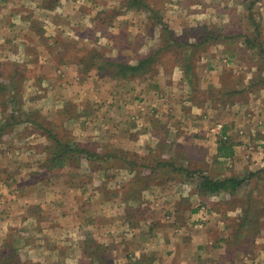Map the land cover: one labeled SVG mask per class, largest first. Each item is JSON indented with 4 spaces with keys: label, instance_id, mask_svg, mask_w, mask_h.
Listing matches in <instances>:
<instances>
[{
    "label": "rangeland",
    "instance_id": "374dc122",
    "mask_svg": "<svg viewBox=\"0 0 264 264\" xmlns=\"http://www.w3.org/2000/svg\"><path fill=\"white\" fill-rule=\"evenodd\" d=\"M38 1L36 5L41 4L39 8H53L54 3L50 0ZM86 1L88 3L82 7L80 4L76 8L73 4L63 5L66 16L63 12L55 14L63 19L61 25H67V29H70V23L81 19L82 13L90 17L76 28L79 32L73 29L79 35L76 38L64 32L57 36L61 49L49 51L51 59L45 50L47 43L41 45L43 50H35L33 46L31 53L17 51V44L24 43L23 40H27L30 47L34 45V40L27 36L23 26L28 22L23 18L33 15L29 1H25L22 7L16 6L24 13L17 24L19 37H12L8 33L13 25L11 19L0 21L5 30V34L0 30L1 37H5L2 54L5 60H0V77L4 79L0 78V82L7 85V89H0V222H5L0 224V264H33L29 257L35 252L29 250H37L38 246L34 226L27 225L22 231L24 228L17 225L23 215L21 209L26 211L25 207L38 202L54 203L59 196L65 202L79 203L83 200H80V195L77 197L75 188L82 182L90 189L95 188L94 191L103 188L102 195L106 197L102 199L96 196L98 199L94 200L96 197L86 196L88 200L93 198L94 202L89 203L83 212L84 227L77 228L78 220L75 218L66 220L67 225H74L73 229L75 227V234L69 238L72 241L69 252L63 249L64 254L74 259L72 264H180L178 259L181 254L187 257L190 264H194L191 263V256L195 257L197 245H203L204 254L211 253L213 248L225 247V242H218L217 246L212 243L205 245L208 242L205 235L212 227L216 240L224 237L221 230L226 229L224 221L227 220L233 224L232 227H236L239 234L237 240H242L241 244L232 245L233 252L253 254L259 249L264 252V222L256 228L250 225L241 229L237 228L241 221L227 219V212L235 210L239 202L244 201L247 189L253 190L256 185L264 188V179L256 182L253 177L245 181L235 190L232 198L222 196L218 204L204 207L200 215L192 218L190 191L197 187L199 179L175 169L201 170L215 179L219 171H226L224 178L239 179H245L250 171H254L250 166L256 163L255 157H260L261 143L258 141L264 140V133L257 128L260 121L264 123V56L260 53L264 47V0H144L149 6L131 10L124 1ZM7 5L1 9L9 17L15 5ZM34 19L38 25L43 24L40 18ZM38 25L29 26L39 31ZM161 25H166V28L163 30ZM100 28L115 36L118 46L120 42L127 44L134 39L144 44L150 43L151 50L158 51L153 68L131 80L113 79L104 72L89 69V61L94 54L100 55L99 62L102 57L125 61L136 55L132 48L123 45L116 54L112 50L115 43L112 39L105 37L99 40L101 36L94 33ZM16 29L14 33H17ZM168 32L174 37L170 38ZM14 33L11 31V34ZM14 59L21 62L12 66ZM35 59L42 62L40 68L38 65L29 67L32 63H39ZM25 61H28L27 65ZM57 61L62 65H58ZM136 61L137 56L129 58V63ZM23 64L26 69L21 70L20 65ZM177 66L181 71V81L172 80L173 69ZM14 72L15 75L9 76ZM36 75L38 78H34ZM41 78L50 81V84H43ZM51 82L53 87L47 91ZM54 99L60 102L58 110H53ZM236 102L233 106L232 103ZM228 104L232 106L227 109L225 106ZM207 105L212 106V112H209ZM61 109L66 110L65 116H61ZM197 110L199 114H196ZM219 125L222 127L219 128ZM215 126L218 132H214V135L219 136L223 130L227 133L226 138L221 137L226 144L221 141L219 145L216 143L218 148L221 144L227 145L225 152L216 150L213 142L210 145L203 143V136L194 132L195 127ZM73 127L76 129L72 130ZM77 127H97L99 136L96 139L91 129L81 138V141H85L82 146L92 153L98 152L99 144L104 146L107 142L112 147H101L100 153L106 152L112 158L110 161L115 160V163L100 164L99 160L93 158V168L101 169L103 175L102 180H96L99 184L95 187L96 176L89 180L83 178L79 169L81 161L79 164L74 162L78 166L71 164L70 160L59 161L49 170V164H45L46 152L41 151V147L44 150L48 146L41 145L44 140L48 141L49 132L64 145L78 144ZM102 127H138L139 130L120 132L111 137L105 129L100 131ZM143 134H147V140L141 137ZM218 136L214 141L220 138ZM97 137L100 139L97 140ZM127 138L134 140L135 145L130 144L131 150L124 148ZM111 141L117 146L113 148ZM37 149L43 156L38 155ZM223 153L228 155L221 156ZM216 157L223 158L218 161ZM134 160L138 163L129 171ZM160 161H171L174 170L171 166L157 168ZM41 162L44 165H39ZM107 174L112 177H105ZM29 187L35 190L29 191ZM38 187L53 190L47 193L36 190ZM179 190L185 193L183 198L187 200L181 209H174L175 193ZM130 198L143 201V205L130 214L126 211L118 214L120 223L130 220V236H125L124 230H116V217L112 216L116 214L121 200ZM249 198L252 201L254 197L250 195ZM9 199L13 203L8 202ZM101 199L106 201L103 206L110 207L111 204L115 208L107 207V215L100 217L95 214L99 209L93 205H98ZM4 200L7 201V209L3 207ZM256 200L264 203V197ZM209 210L211 219L206 218ZM63 211L58 206L54 212L46 209L41 212L45 217L53 215L56 221ZM262 213L264 215V210ZM94 215L100 220L89 222ZM7 221L9 224H6ZM88 223H95L99 228L88 227ZM110 229L114 230L115 236H111ZM147 229L153 235L148 241L139 239L141 242L136 250L141 251H129L131 238L147 234ZM78 232L80 234H76ZM94 233L98 235L96 239ZM254 240H258V244ZM60 241L58 245L63 247ZM80 245L87 247L85 253L80 251ZM175 252V257L171 259ZM90 254H94L92 259ZM237 257L239 259H233V262L244 264L243 256ZM37 263L41 264L39 261ZM55 263L60 264L61 261L55 260Z\"/></svg>",
    "mask_w": 264,
    "mask_h": 264
},
{
    "label": "crops",
    "instance_id": "0c3cea01",
    "mask_svg": "<svg viewBox=\"0 0 264 264\" xmlns=\"http://www.w3.org/2000/svg\"><path fill=\"white\" fill-rule=\"evenodd\" d=\"M3 1V3L0 5V21L2 20H7L8 18L12 20V24L10 26V28L8 29V33L10 34V36L12 37H19V29L17 28V24H19V20L20 18H23V12H21L20 10H17L16 9V6L18 7H22V5L25 3V1H29V3L31 4V9L33 10V15H35L34 18H40L39 20H41L43 22L42 25H38L37 22L35 21V19L33 18V15L32 17L29 15H26V18L24 17L23 19L28 21L27 22V25H23L26 29V34L29 38H32L34 40V45L31 46V44H28L27 43V40H23L24 43H18L17 44V51H28L29 53H31L32 49H33V46L35 48V50H43V48L41 47V45L43 46L44 43H47V49L45 48V50H47L46 52L48 53L47 56H49V58L52 56V54L49 52V51H53V49L55 51L57 50H60L61 47L58 43V37L57 36H60L63 32L65 33V35L73 38L72 36H74L76 38V35L79 36L77 33H75L76 31L79 32L80 30L76 29L77 27H79L80 23L82 22H87V18L90 17V15H86L84 13H82V15H80V18L78 17L77 19H80L78 22H72L70 24H68V26H70L69 28L70 29H67V25H64L62 26L61 25V20L60 17H57V15L55 14H61L63 12V5H69V4H73L74 5V8H76L78 5L77 4H80V6L82 7L85 3H88L86 0H50L51 2H53V8L51 10H49L47 7L46 8H39V5H36V3H38L39 1L38 0H0V2ZM5 1V2H4ZM57 1V2H56ZM123 0H119V3H121ZM15 5L14 6V9L13 11H11L10 13V16L8 17L7 14H5L3 12V9L1 8H4L7 7L8 5ZM21 4V5H19ZM55 8V9H54ZM55 12H53L54 10ZM80 10V9H78ZM83 12V9L81 10ZM129 12H132V11H127V13ZM86 13V12H85ZM67 13L63 12V15L66 16ZM22 20V19H21ZM38 20V22H39ZM16 24V25H15ZM3 25V24H2ZM29 25H34V27H37V25L40 27L39 31L37 30H34V27L32 26H29ZM17 28V29H16ZM18 30L17 33H14L15 31L14 30ZM73 29H76V31L74 32ZM89 29H91V27H89ZM0 30L4 33L2 34H5V30L3 29V27H1L0 25ZM11 31L13 34H11ZM35 31V32H34ZM63 33V34H64ZM1 34V32H0ZM97 36H99L100 34L99 33H96ZM2 35H0V60H5L2 56L4 50H5V37H1ZM101 36V35H100ZM70 38V40H72ZM57 39V40H56ZM100 39H105V37H100ZM16 42V41H14ZM99 43V42H98ZM151 44L149 43V45L147 43L143 44V46L141 47V50L140 51H145V52H149L151 51ZM5 56V55H4ZM39 56V55H38ZM37 56H35L36 58ZM38 58V57H37ZM52 58V57H51ZM50 58V59H51ZM15 61V64L18 63V62H21L19 60H16L14 59ZM36 62L39 61V63H32L31 65H29V67L33 66V67H36L38 65V68H40V65L42 62L38 59H35ZM6 62V61H5ZM24 62V61H23ZM22 62V63H23ZM26 62V65L28 64V61H25ZM58 65H62V64H59L60 62H58ZM132 64H134L133 62H131ZM1 61H0V66H1ZM57 64L55 66H58ZM76 68L78 66H75ZM178 69V70H176ZM2 71H0L1 73ZM1 75V74H0ZM3 76V74H2ZM181 71L179 70L178 66L175 68V70L173 69V72H172V80H179L181 81ZM2 79H4L3 77H0ZM34 78H38V75H36ZM15 78L11 81H14ZM34 79L31 80V82H33ZM43 84L44 83H47L48 85L50 84V81H47L44 80V79H41L40 80ZM53 87V83L51 82V85L49 86V90H51ZM60 102H57L55 99L53 100V110H56L57 108H59ZM189 104V103H187ZM208 104H212L210 102H208ZM236 103H232V105L234 106ZM232 105H226L225 107H228L229 106H232ZM208 106V105H207ZM209 107V112H212L211 110V105L208 106ZM201 109V108H200ZM199 109V111H200ZM58 110V109H57ZM262 110V109H261ZM199 111L197 110L196 111V114H199ZM70 122H72V120H70ZM259 126L257 127L258 130H260V132L264 133V123H262V121H260L259 123ZM263 125V126H262ZM76 129V127H73L72 130ZM91 129L92 133L95 135L94 136V139H96V136H99L98 135V131H97V127H77V134H78V141H76L79 145H83L85 144V141H81V138L83 136L86 135V133H89L88 130ZM108 133H110L111 137H114V135L118 134V133H127V132H136L138 131V127L137 128H133V129H127V127H125V129L123 127H102V130H104ZM222 131V130H221ZM145 131H143L144 133ZM194 132H197L200 134V137L203 136V143L207 142L209 143V145L213 142L215 143L216 145V150L219 148L217 147L219 144L218 142L221 141V137H225L226 138V134L225 133V130L222 131V133H220V135H214L215 133L214 132H218V127H195L194 129ZM201 132V133H200ZM218 134V133H217ZM133 137V135H131ZM218 136V139L217 141H214V139H216V137ZM142 138H147V134H143L141 136ZM157 137V135L155 136ZM100 138L97 137V140H99ZM133 138L131 139H128L127 138V146L124 147L125 149L127 150H131L130 149V144L132 145H135L134 143V140H132ZM146 139V140H147ZM156 140V138H153ZM178 139V138H177ZM202 139V138H201ZM263 139V138H262ZM261 139V140H262ZM258 141L261 143V150L259 152V156L260 157H255L254 161L256 163H252V165L250 166V169L253 168L254 171H250L249 174L247 175V177L245 179H240V180H244L243 184L245 183V181H250L253 177H254V181L256 182H262L263 179H264V146L262 147V145H264V140L262 141ZM42 142V141H41ZM179 142V140H178ZM222 142V141H221ZM100 143V142H99ZM218 145H217V144ZM222 143H225V142H222ZM259 143V144H260ZM48 145V141L47 140H44L43 141V145L41 146H45V145ZM46 145V146H47ZM100 148H98V154L100 155L99 157L100 158V161L99 163H103L106 159H108V157H104L103 156L106 154L103 153L101 154L100 153V149L101 147H110V145H108V143L106 142V144H104V146H102L101 144H99ZM222 145V144H221ZM38 146V145H37ZM111 146H113V148L115 146H117V144H114L113 141H111ZM227 146V145H226ZM82 147H85V146H82ZM42 148L41 147V151H42ZM112 148V147H110ZM41 151L39 152L38 149H37V153L38 155L40 156H43V154H41ZM114 152V151H113ZM140 152V151H138ZM221 158L223 157H216V159L219 161L221 160ZM103 159V160H101ZM112 158L109 157V160L110 161ZM207 160V159H206ZM208 161V160H207ZM43 162H41L39 165H41ZM222 163H224V161H222ZM248 165V164H247ZM80 172L83 176V178L85 179H93L95 176L97 179L94 178V181L96 180H102V170L101 169H90L89 166L87 165V162L86 160L82 159L81 160V164H80ZM49 174V173H47ZM205 175H207L206 172H204ZM36 175V174H35ZM227 175L226 174V171H219L218 173V176L216 179H222L224 178V176ZM46 176V175H45ZM110 178L112 177L111 175H106L105 177L107 178ZM194 177H196V175H194ZM239 179V178H238ZM82 181V179H80ZM95 185H98L99 182L96 181L94 182ZM35 183H33L32 185H34ZM85 183L82 182L81 184H79L78 188H75V190L77 191V197L80 195L81 196V199L80 200H83V201H79V203H77V201H74L73 203H70V201H67L65 202V199L62 198V196H59V198H56L54 203H46V204H43V203H36V204H32V205H29L28 207H25L26 211H24V209L22 211V217L20 218V224H17L20 228H24L22 229L25 230L26 227L25 226H34V229H33V233H34V237L36 239V243H37V250L34 249V250H29L30 252H35L34 254L32 253V255H30L29 259L30 261L33 262V264H39L37 263V261H39L41 264H57L55 263V260H59L61 261L60 264H72L74 259L71 258L69 256V254H64L66 252H69V246L72 244V241L69 240V238L71 237L72 234H75L74 233V229H73V226H69L67 225L65 222L68 218H75L76 220H78V222L76 224L77 225V228L80 229V226L81 227H84V220L82 219V216H83V212L85 211L86 209V206L89 204V203H93L94 201L93 198L92 199H87L86 196H92V197H96V196H100V198L102 197V199H104L106 196L102 195V193L104 192V189L101 188L99 191H94L95 188H91L88 187V186H85L84 185ZM242 184V185H243ZM36 185V184H35ZM34 185V186H35ZM83 185V186H82ZM199 185V184H198ZM197 185V187H195L194 189H191V196H192V205H191V210H190V215L192 218H194V215L197 216V214H201L200 213V210L201 209H204V207H208V205H212V206H215L216 204H218V202H220V199L222 198V196H225V195H229V197L232 198L233 194L234 193H231L230 191H221L219 193H214V194H202V191L200 190L199 186ZM31 186V185H30ZM33 187V186H31ZM31 187H29L31 190L29 191H34L35 189H32ZM36 190H39V191H46L47 193H51L53 189H50V188H45L42 189L40 187L36 188ZM105 191H108V189H105ZM74 192V191H73ZM92 193H94L92 195ZM53 195H55V193L53 192L52 193ZM183 194H185L183 191L179 190L177 191V193H175V200H176V206L174 207L177 208V209H181L182 206H183V203L186 202L187 199H184L183 198ZM102 195V196H101ZM250 195L253 196V200L250 201ZM84 199H83V198ZM260 197H264V188L256 185L255 187H253V190L252 189H247V192L244 194V201L243 202H239V204L234 208L235 210H229L227 212V219L229 220H239L241 222H239L237 228L239 227H242L241 229H245V228H249L250 225L253 226V227H259V225H261L263 222H264V215L262 213V211L264 210V203H262V201L260 200H256V198H260ZM86 198V199H85ZM243 198V197H241ZM13 199V198H12ZM98 197L94 198V200H97ZM101 201L99 203H97L98 205H93V207L95 206V208L99 209L98 210V213H95V214H98L100 217L101 216H104L105 214L107 215V209L112 207L111 209H114V205H109L110 207H108L107 205L103 206V203H105L106 201ZM10 203H13L11 201V199H9ZM15 200V198L13 199ZM243 200V199H241ZM111 202H113V200H111ZM7 201L4 200L3 201V207L5 209H7V205H6ZM139 203V204H138ZM143 201H136L135 199H124V200H121V203L118 204L119 208L117 209V212L113 217H116L115 218V226H116V230H120L119 228H121L122 230H124V235H128L130 236V220H124L122 223L119 222V217H118V214L121 215L122 213H124L125 211H130V210H135V208H140L139 206H142L143 204ZM64 204V205H63ZM138 204V205H137ZM99 205L101 206V208L99 207ZM122 205V206H121ZM59 206V209L60 210H64L63 213L61 215H59L58 219H54V216L51 215V217H45L44 214L41 212L43 209H46L48 210L49 212H54L55 209ZM66 206H70V207H66ZM117 206V207H118ZM190 206V205H189ZM108 207V208H107ZM107 208V209H106ZM211 208V207H210ZM19 210V209H18ZM102 210V211H101ZM249 211V214L247 215L246 213ZM65 212V213H64ZM18 213V212H17ZM245 213V214H244ZM41 214V215H40ZM48 214V212L46 213ZM91 214V212L89 213ZM244 214V215H243ZM216 215V214H215ZM211 210H209L206 214V218L207 219H211ZM81 217V218H80ZM241 218V219H240ZM85 219V218H84ZM206 219V220H207ZM83 220V221H81ZM99 219H97L96 215H94L90 220L92 222H97ZM224 221V220H223ZM8 223L6 224H9V221H7ZM82 222V223H81ZM30 223V225H29ZM226 223L227 227L226 229H222L221 232H224V234H221V236H224L222 237L221 239L219 240H216L215 237H216V234L214 232H212V227L208 230V233L205 235L207 237L206 240L208 241L207 243H205V245H216L218 244V242H225V247H221V248H216L217 250H215L214 248L211 249L212 252L210 253H205L204 254V248H203V245H201L199 247V245L196 246V251H195V257L194 255L191 256V263L195 262L194 264H235L233 262V259H239L238 257H236V255H239L240 257L243 256V261H244V264H264V252L263 250H258V251H255V253L253 254H249L247 253L246 251L244 253H242L240 251V253L237 251L236 252H233V250H231V247L232 245H238V244H241L242 243V240H237L239 234L237 235V232H236V227H232L233 224H229L228 220L227 221H224V224ZM0 224H5V222H0ZM92 224V225H91ZM150 223H148L149 225ZM264 224V223H263ZM262 224V225H263ZM23 225V226H22ZM152 225V224H151ZM35 226L37 228H35ZM94 227L95 229L99 228L98 226L95 225V223H88V227ZM114 226V227H115ZM2 227V226H1ZM113 227V226H111ZM126 227V228H125ZM150 227V225H149ZM148 227V229H149ZM3 228V227H2ZM87 229V228H85ZM102 229V227L100 228ZM147 229V234L144 233V235H134L135 237L134 238H131L132 242H131V246H130V250L129 251H132V250H136L137 248H139V245H140V240L139 239H143L144 241H148L150 239V236H152L153 234L152 231H148ZM21 230V229H20ZM115 230V231H116ZM145 231V230H144ZM110 234L111 236H115L114 233V230L113 229H110ZM128 232V233H127ZM119 233V232H117ZM158 233V232H157ZM212 233L214 234L212 236ZM76 234H80L79 232L76 233ZM121 234V233H119ZM160 234V233H158ZM237 235V236H235ZM74 237V235H73ZM79 237V235H78ZM95 239L98 237V235L96 233H94V236ZM68 238V239H67ZM60 240H62V243L63 244V247H61L60 245H58L59 243L58 242H61ZM125 240H127L125 238ZM260 240V239H259ZM151 241V240H150ZM240 241V242H239ZM261 241V240H260ZM255 244H258V240H254ZM143 243V242H142ZM148 245H150V242L147 243ZM201 244V243H200ZM207 245V246H208ZM144 246V245H143ZM81 247V245H80ZM85 248L86 247H81L80 251H83L85 253ZM63 249H66V252L63 251ZM39 250V251H38ZM141 249H138L136 250V252H140ZM134 252V253H136ZM177 252H175V254H173L171 256V259H173L175 257ZM181 258L178 259V261L180 262V264H190V261L187 259V257H185V255H182L180 256ZM228 259V262H226V260ZM230 259V260H229ZM226 262V263H225Z\"/></svg>",
    "mask_w": 264,
    "mask_h": 264
},
{
    "label": "trees",
    "instance_id": "16d2710c",
    "mask_svg": "<svg viewBox=\"0 0 264 264\" xmlns=\"http://www.w3.org/2000/svg\"><path fill=\"white\" fill-rule=\"evenodd\" d=\"M126 3V6L128 9H137V8H141L149 6V4L147 2H145L144 0H123ZM122 1V2H123ZM152 14L156 15L157 12L155 11H151ZM162 22L160 21V24ZM163 26V27H162ZM161 28L164 30V28H166V25H161ZM108 30H110V26L108 28ZM166 30V29H165ZM94 33H99L102 37H108V39H112L115 43L114 46L112 47V50H114L116 52V54L119 53V50L121 48V45L126 46L127 48H132L131 50L136 52L137 56V61L132 64L129 63V58L133 59L135 58V56H130L128 57L125 61H118L115 60L114 58H106V57H102V60L99 62L98 61V57H100V55L98 54H94L91 59H90V63H89V69H96L98 72H104V75L109 76L110 78L113 79H128L131 80L133 78H136L138 76H141V74L146 73L151 67L153 68V65L157 62V56H158V51H152L151 53L149 52H143L140 51L141 47L143 46L144 43H142L141 41L138 42L136 41V39H134L131 43H127L125 44L124 42H120V46L117 45V41L115 40V36H113L112 34H109L108 31L107 32H103V30L100 29H96L94 30ZM169 33V37L173 38V34ZM109 34V35H108ZM260 37V34L258 35ZM259 40V39H257ZM251 41V40H248ZM260 53L264 56V47L261 48ZM12 66H16L15 63H12ZM21 70L26 69V65H20ZM15 75V72L12 73L9 76H13ZM43 79V78H41ZM13 83V82H12ZM0 85H2L1 87H5V88H0V89H7V85H4V83L0 82ZM85 115V113H83ZM66 115V110L61 109V116H65ZM73 117V115H72ZM65 118V117H64ZM48 139V146L46 148H42V152L45 151V164L48 163L49 165H47V169L51 170V165L55 164V163H59V161H68L70 160V163L75 165L74 162H77L79 164V162L84 159L87 162V165L89 166L90 169H93L94 164H93V158L97 159L100 161L99 157L100 155L98 153H92L90 150L86 149L85 147H82L79 144L76 145H70V144H63L62 141H60L58 139V137L56 135H54L53 133L49 132V135L47 137ZM226 144V143H225ZM63 145V146H62ZM219 151L221 152H225L226 151V145L222 144L219 147ZM221 156H227V153H223L220 154ZM104 157H108V159H106L103 163H108V164H113L115 163V160H113V162L108 161L109 160V155H104ZM112 157H116L115 155H112ZM103 160V159H101ZM101 163V164H103ZM138 163L137 160H134L132 162L133 167L129 168V171H132L136 164ZM43 164V163H42ZM78 164H76L75 166H78ZM44 165V164H43ZM42 165V166H43ZM80 165V164H79ZM161 166H171L172 170H174L175 167H173V164L171 161H160L157 163V168L161 167ZM123 168V167H122ZM57 169V168H55ZM176 170H178L179 172H184L185 174H188L190 177L196 175V177L199 179V188L202 191V194H214V193H219L221 191H230L231 193H234L235 190L240 187L244 180H240L237 177H226V178H222V179H215L213 177H210L208 175H205L203 171L201 170H196V171H187L185 169H183L182 167H178L175 168ZM127 170V169H126ZM153 171V169H152ZM187 175V176H188ZM134 182H132L133 184ZM131 184V185H132ZM122 189H120L121 191ZM121 193V192H120ZM127 212V211H126ZM133 212L132 210L128 211L127 213H131ZM237 232V230H236ZM238 235V232H237ZM235 235V236H237ZM87 248V247H86ZM86 248H85V252H86ZM88 250V249H87ZM91 255V259L93 257L94 254H90ZM89 255V256H90Z\"/></svg>",
    "mask_w": 264,
    "mask_h": 264
},
{
    "label": "built area",
    "instance_id": "2783aa9c",
    "mask_svg": "<svg viewBox=\"0 0 264 264\" xmlns=\"http://www.w3.org/2000/svg\"><path fill=\"white\" fill-rule=\"evenodd\" d=\"M222 127V125H219V128H221Z\"/></svg>",
    "mask_w": 264,
    "mask_h": 264
}]
</instances>
